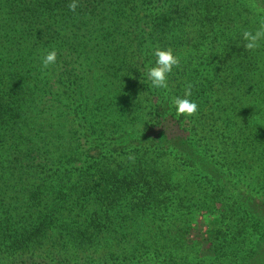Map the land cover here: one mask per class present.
I'll use <instances>...</instances> for the list:
<instances>
[{
	"label": "trees",
	"instance_id": "1",
	"mask_svg": "<svg viewBox=\"0 0 264 264\" xmlns=\"http://www.w3.org/2000/svg\"><path fill=\"white\" fill-rule=\"evenodd\" d=\"M72 2L0 0V264H264V46L235 45L264 0ZM157 47L180 58L166 90L146 82ZM189 83L198 111L177 116L169 98ZM231 135L249 141V164L224 161ZM170 156L207 183L181 188ZM223 196L245 247L230 257L222 236L193 261L166 254L159 216L211 212Z\"/></svg>",
	"mask_w": 264,
	"mask_h": 264
},
{
	"label": "rangeland",
	"instance_id": "2",
	"mask_svg": "<svg viewBox=\"0 0 264 264\" xmlns=\"http://www.w3.org/2000/svg\"><path fill=\"white\" fill-rule=\"evenodd\" d=\"M243 112L247 113L249 115V121L242 124H247L248 127L246 129V135L251 134L252 132L257 134V130L253 131L251 127L254 124L253 116L254 112L250 110L248 105H245V108L243 109ZM243 117H246V114H243ZM204 120L206 117L203 118ZM210 118L206 120V123H210ZM252 133V134H253ZM205 133L202 135L204 136ZM259 136L262 137V141L264 142V128H261ZM258 137V136H257ZM203 140V139H202ZM223 140L224 149L226 152H221L223 155H225L224 161H244L247 159V164H249L248 156H251V153H248L251 146L249 145V141L247 142H241L240 138L236 135H231L230 137H225ZM134 141V139H130V142ZM146 141V140H145ZM149 143L150 140L148 141ZM148 142H144V140L141 142L142 144L146 146H151ZM228 146V147H227ZM246 146V147H245ZM247 153V155H246ZM217 154V153H216ZM234 159V160H233ZM166 160V159H165ZM165 163V167L169 168V177L174 182H179L181 185V188H188L187 185L191 184L194 185L191 180L199 179V187H203L202 183H207L206 179L203 178V175L200 174L198 171H194L192 175L189 174L191 170L187 166L189 164L182 159H176L170 156L169 162L171 164ZM182 168L184 170H181L179 168ZM192 176V177H191ZM247 182V180H246ZM237 185V186H235ZM235 185H230V193L233 191L234 187L237 188L240 191L246 190L248 188L247 184L244 182H238L235 183ZM229 193V195H230ZM228 196V194H227ZM220 197V203L216 206V210L203 213L202 210L196 211L192 214H186L185 216H180L178 219L174 220L171 219V217L167 216H159L160 219L164 217L167 218V222H163L162 224L164 230L167 232L168 236L173 239L174 236H182L183 241L180 243H177L175 240L167 243V253L176 254L178 257H181L185 254L189 253V260L193 261L194 258H199V256H204L208 254L209 250L214 248H219L215 246L219 242L223 240L225 241L224 244H226L228 241L229 244V250L225 251L227 255L240 252L245 247V240L248 237L247 234L241 233L238 237L233 236V231H235V222H233L232 218H230V207L229 204L232 201V197ZM207 210V209H206ZM209 210V209H208ZM227 241V242H226ZM126 246V254H128V257H131V252L133 249L131 247ZM103 254L104 252L101 250L100 252ZM137 255V254H134ZM28 258H30L29 254L27 255ZM154 257V262H158V260H161L160 256H152ZM143 257L140 255H137L135 258L132 259L134 261V264H137L138 261H140ZM229 259V258H228ZM147 263H151L149 260Z\"/></svg>",
	"mask_w": 264,
	"mask_h": 264
},
{
	"label": "clouds",
	"instance_id": "3",
	"mask_svg": "<svg viewBox=\"0 0 264 264\" xmlns=\"http://www.w3.org/2000/svg\"><path fill=\"white\" fill-rule=\"evenodd\" d=\"M71 11L77 9L76 0L69 4ZM260 15L258 26L252 29H245L237 33L235 45L237 47L246 48L249 51H256L264 46V13L257 10ZM155 57V62L147 65L146 82H150L149 86L152 89L166 90L168 88V78L174 70L180 66V58L174 54L170 48H155L152 52ZM57 60V51L52 49L41 58L43 69H47ZM140 83H145L141 82ZM192 84H186L182 95H175L169 98L170 106L175 110L177 116H191L198 111V103L192 99Z\"/></svg>",
	"mask_w": 264,
	"mask_h": 264
}]
</instances>
